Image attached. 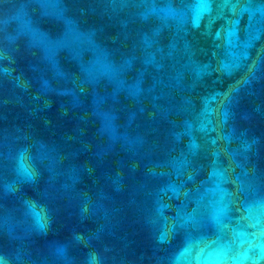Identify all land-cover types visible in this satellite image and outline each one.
I'll list each match as a JSON object with an SVG mask.
<instances>
[{
    "label": "water",
    "instance_id": "1",
    "mask_svg": "<svg viewBox=\"0 0 264 264\" xmlns=\"http://www.w3.org/2000/svg\"><path fill=\"white\" fill-rule=\"evenodd\" d=\"M0 264H264V0H0Z\"/></svg>",
    "mask_w": 264,
    "mask_h": 264
}]
</instances>
